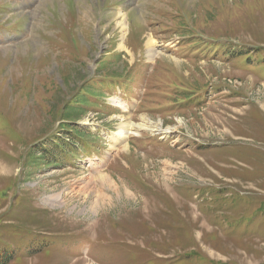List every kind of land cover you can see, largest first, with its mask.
Segmentation results:
<instances>
[{
    "label": "rangeland",
    "instance_id": "obj_1",
    "mask_svg": "<svg viewBox=\"0 0 264 264\" xmlns=\"http://www.w3.org/2000/svg\"><path fill=\"white\" fill-rule=\"evenodd\" d=\"M3 246L9 264H264V0H0Z\"/></svg>",
    "mask_w": 264,
    "mask_h": 264
},
{
    "label": "trees",
    "instance_id": "obj_2",
    "mask_svg": "<svg viewBox=\"0 0 264 264\" xmlns=\"http://www.w3.org/2000/svg\"><path fill=\"white\" fill-rule=\"evenodd\" d=\"M120 55H121L120 53L114 54V56H116V57H119ZM112 76L115 78V80H119V79H120V81H124L125 80L124 77H123L125 75H122V73L118 74V75H116V73L115 74L113 73ZM86 80H87L86 81V85L84 87H82V88L84 90L88 89V91H89V87L88 86H89V83L92 80L91 79L90 80L86 79ZM100 81H103V78H102V80H98L96 82H100ZM178 88H179V90H181L184 93H191L189 90L198 91V90H194L193 88H188V87H185V86H180ZM84 90L81 91V94L84 92ZM103 94L105 95L104 91H103ZM76 102H77L76 106H80L78 104V95H76ZM180 102H184V101H180ZM70 112H72V110H70L68 113H70ZM62 121L65 124L64 126L63 125L61 126L63 128L62 130L64 132L65 131L66 132H70L73 135V137H75V139L83 140V143L81 145L82 148H91L93 143H98L99 137H92L91 134L86 129L78 128V126L75 124L78 121V119L77 120H71L69 118V116H67ZM56 145L60 146L58 143ZM67 155H71V152L67 153ZM14 259H15V253H13L12 250H8V248L4 247V246L0 247V264H9Z\"/></svg>",
    "mask_w": 264,
    "mask_h": 264
},
{
    "label": "bare ground",
    "instance_id": "obj_3",
    "mask_svg": "<svg viewBox=\"0 0 264 264\" xmlns=\"http://www.w3.org/2000/svg\"><path fill=\"white\" fill-rule=\"evenodd\" d=\"M124 15L125 14H123V13L119 14L117 16V18H119V17L120 18L116 22L117 26L119 27V29L123 33H125L127 31V21H126V19H125L126 17ZM145 45L147 46V50L149 51V53L151 55H153L154 54V42L152 40H150V39H147L146 42H145ZM123 47L124 46L122 45V48ZM116 103L119 104L118 102H116ZM141 127H142V125H134V124H131V123L120 124L118 130L113 134V141H122V140H124V139H126L128 137V133L131 132L132 128H141ZM93 180H94V178L91 175H88L87 178L82 179L80 181V183H81L80 187H78L76 190L77 191H82V192H87V191H91L93 189H96L94 187V185L92 184L94 182ZM46 200H49V202L51 204H56V203L61 204V205L65 204V201L62 198V194H59V193L58 194L49 195L46 198Z\"/></svg>",
    "mask_w": 264,
    "mask_h": 264
}]
</instances>
